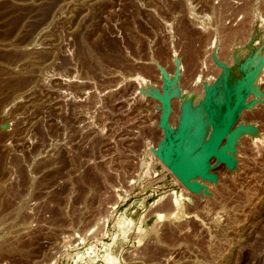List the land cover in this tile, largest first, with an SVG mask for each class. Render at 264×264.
Returning <instances> with one entry per match:
<instances>
[{
  "label": "rangeland",
  "instance_id": "obj_1",
  "mask_svg": "<svg viewBox=\"0 0 264 264\" xmlns=\"http://www.w3.org/2000/svg\"><path fill=\"white\" fill-rule=\"evenodd\" d=\"M247 73L234 162L193 193L152 93L191 148ZM0 264H264V0H0Z\"/></svg>",
  "mask_w": 264,
  "mask_h": 264
},
{
  "label": "water",
  "instance_id": "obj_2",
  "mask_svg": "<svg viewBox=\"0 0 264 264\" xmlns=\"http://www.w3.org/2000/svg\"><path fill=\"white\" fill-rule=\"evenodd\" d=\"M262 67V65H261ZM260 67V68H261ZM260 68L257 73H259ZM255 70V69H254ZM253 70V71H254ZM164 89L169 90L172 79L167 73L163 74ZM178 79V70L174 72L173 81ZM248 73L240 78L233 87H229L226 74L223 79L224 100L220 105H214V89L209 87L204 96V109L208 114L211 132L205 141L196 149L184 147V129L181 124L178 130L172 129L169 122L170 99L166 96L160 97L153 93L152 97L160 100L159 127L163 137L155 152L162 164L169 168L171 173L193 193H200L207 187L204 183L195 181L199 178L202 181H215L216 176L210 171L211 161L217 160L230 165L233 156L229 151L234 150L236 116L245 105V95L248 88ZM223 104V111L219 113L218 107ZM234 162V158H233Z\"/></svg>",
  "mask_w": 264,
  "mask_h": 264
},
{
  "label": "bare ground",
  "instance_id": "obj_3",
  "mask_svg": "<svg viewBox=\"0 0 264 264\" xmlns=\"http://www.w3.org/2000/svg\"><path fill=\"white\" fill-rule=\"evenodd\" d=\"M219 70V69H218ZM154 93H157V92H154ZM206 93V92H205ZM153 94V93H152ZM159 94V93H158ZM160 95V94H159ZM162 96H166L167 98H169V96L167 95V94H164V95H160V97H162ZM157 99H159V98H157ZM223 100H224V93L223 92H219V93H217V95H215L214 96V98H213V101H214V105L216 106H218V105H220L222 102H223ZM203 103H204V101H203ZM203 103H202V105H201V107H200V111H201V113L203 114V115H205V117L207 118V121H208V123H209V119H208V114H207V112H206V110L204 109V106H203ZM210 124V123H209ZM185 126H186V123L185 122H183V121H181V128L182 129H185ZM199 147V145H196V146H193V147H191V149H196V148H198ZM139 201V200H138ZM173 202H176V200H174ZM173 205V204H172ZM174 206V205H173ZM106 256V255H105Z\"/></svg>",
  "mask_w": 264,
  "mask_h": 264
}]
</instances>
